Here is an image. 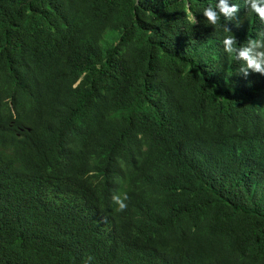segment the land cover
Instances as JSON below:
<instances>
[{
	"label": "trees",
	"instance_id": "1",
	"mask_svg": "<svg viewBox=\"0 0 264 264\" xmlns=\"http://www.w3.org/2000/svg\"><path fill=\"white\" fill-rule=\"evenodd\" d=\"M218 3L0 0V264H264V75L222 45L264 23Z\"/></svg>",
	"mask_w": 264,
	"mask_h": 264
},
{
	"label": "clouds",
	"instance_id": "2",
	"mask_svg": "<svg viewBox=\"0 0 264 264\" xmlns=\"http://www.w3.org/2000/svg\"><path fill=\"white\" fill-rule=\"evenodd\" d=\"M247 2V0H246ZM218 11L211 5L203 10V16L206 18L209 24L216 25L220 20L221 15L225 19H231L235 13L239 11V5L233 3L229 6L226 0H219L216 5ZM255 13L260 21L264 23V0H250V8ZM189 20L192 24H195L196 18L190 12L188 13ZM241 22L238 20L236 26L239 27ZM226 32H231L230 29L225 27ZM260 35L264 36V30H261ZM224 51L234 60L242 61L238 72L243 73L244 76L249 74V70L253 73H259L264 75V44L260 41L252 40L248 38L247 46L238 47L236 39L233 35H226L222 40ZM129 199L127 193L114 194L112 201L115 203L116 211H124L127 208L126 201ZM91 257H89V260Z\"/></svg>",
	"mask_w": 264,
	"mask_h": 264
}]
</instances>
